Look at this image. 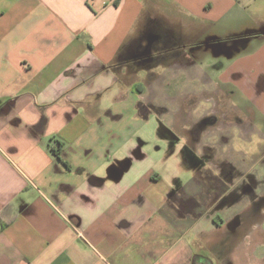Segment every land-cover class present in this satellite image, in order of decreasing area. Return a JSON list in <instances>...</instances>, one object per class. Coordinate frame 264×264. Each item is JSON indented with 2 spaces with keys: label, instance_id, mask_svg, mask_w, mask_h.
Listing matches in <instances>:
<instances>
[{
  "label": "crops",
  "instance_id": "1",
  "mask_svg": "<svg viewBox=\"0 0 264 264\" xmlns=\"http://www.w3.org/2000/svg\"><path fill=\"white\" fill-rule=\"evenodd\" d=\"M0 264H264V0H0Z\"/></svg>",
  "mask_w": 264,
  "mask_h": 264
},
{
  "label": "rangeland",
  "instance_id": "2",
  "mask_svg": "<svg viewBox=\"0 0 264 264\" xmlns=\"http://www.w3.org/2000/svg\"><path fill=\"white\" fill-rule=\"evenodd\" d=\"M250 179H251V176L249 177ZM248 178V179H249ZM246 193H248V194H250V196L252 197L253 195H255L257 192H261L262 190H263V186H260V185H258V184H254V185H252L251 184V186L250 187H245L244 189H243ZM236 193V197L238 196V193H237V191L235 192ZM247 196V195H246ZM253 198V197H252ZM257 235H255V237H253L252 236V239L253 240H256L257 239Z\"/></svg>",
  "mask_w": 264,
  "mask_h": 264
},
{
  "label": "trees",
  "instance_id": "3",
  "mask_svg": "<svg viewBox=\"0 0 264 264\" xmlns=\"http://www.w3.org/2000/svg\"><path fill=\"white\" fill-rule=\"evenodd\" d=\"M6 224H8V222H2V226H5Z\"/></svg>",
  "mask_w": 264,
  "mask_h": 264
}]
</instances>
